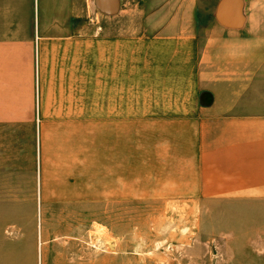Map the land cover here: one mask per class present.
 <instances>
[{"label": "crops", "instance_id": "obj_1", "mask_svg": "<svg viewBox=\"0 0 264 264\" xmlns=\"http://www.w3.org/2000/svg\"><path fill=\"white\" fill-rule=\"evenodd\" d=\"M133 3L190 11L196 0H0V139L32 127L39 186L29 197L35 226L34 216L28 226H6L4 203L21 196L3 194L0 162V264L101 262L99 246H90L95 238L99 245L94 228L53 226L48 219L58 214L47 204H79L89 220L106 218L101 211L111 212L121 196L264 208V34L240 30L243 0L218 1L214 26L227 34L206 35L195 53L140 54L142 74H179L192 64L196 98L189 113L102 116L101 53L86 45L85 13L91 6L116 13ZM156 25L189 28L191 20L168 16ZM192 32L152 36L202 42ZM38 202L46 204L40 227Z\"/></svg>", "mask_w": 264, "mask_h": 264}, {"label": "rangeland", "instance_id": "obj_2", "mask_svg": "<svg viewBox=\"0 0 264 264\" xmlns=\"http://www.w3.org/2000/svg\"><path fill=\"white\" fill-rule=\"evenodd\" d=\"M218 1L196 0L195 9L190 11L142 10L141 4L134 3L128 4L126 10L110 14L98 12L93 6L86 10V45L101 53V115H108L109 111L116 112L118 117L189 113L190 103L196 98L191 81L192 64L183 66L179 74L176 70L159 76L149 71L145 74L146 70L142 74L144 59L140 54L173 50L195 53L206 35L227 34L214 26ZM243 5L242 33L264 34V0H243ZM168 16L178 22L191 20V27L156 25ZM178 29L193 31L202 42H177L152 36L174 34ZM15 134L18 136L14 139H0V162L5 169L2 191L4 195H20L21 201L4 203V221L6 226L16 222L25 227L34 216L35 226L36 208L29 197L39 194V186L34 185L36 139L30 125ZM133 199L118 197L111 212L108 207L101 211L106 217L101 220L83 218L79 204H47V210L58 214L48 219L53 226L68 222L78 231L85 225L94 228L91 234L99 237V245L95 238L90 246L96 249L99 246L101 255V262L50 264H264V208L259 207L262 204L162 202L137 196ZM42 205L41 208L40 202L36 203L39 227L40 213L45 212L46 204ZM60 211L76 213L61 219Z\"/></svg>", "mask_w": 264, "mask_h": 264}]
</instances>
